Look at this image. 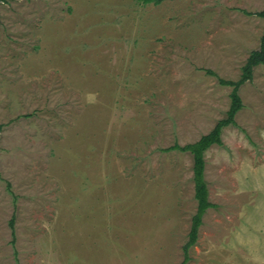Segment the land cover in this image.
Instances as JSON below:
<instances>
[{
    "label": "rangeland",
    "instance_id": "374dc122",
    "mask_svg": "<svg viewBox=\"0 0 264 264\" xmlns=\"http://www.w3.org/2000/svg\"><path fill=\"white\" fill-rule=\"evenodd\" d=\"M264 0L0 3V264H180L193 156L259 48ZM205 153L189 264H264V64ZM15 215L16 240L10 220Z\"/></svg>",
    "mask_w": 264,
    "mask_h": 264
},
{
    "label": "trees",
    "instance_id": "16d2710c",
    "mask_svg": "<svg viewBox=\"0 0 264 264\" xmlns=\"http://www.w3.org/2000/svg\"><path fill=\"white\" fill-rule=\"evenodd\" d=\"M7 0H0L5 2ZM144 3L155 2L159 4L161 0H141ZM249 15H256L264 19V10L258 12H247ZM264 64V31L261 37L260 46L258 49L253 50L245 64L242 66V73L238 80H228L221 78L215 71L207 70L209 75L218 78L220 85L232 87L231 92V104L226 112V116L216 123L215 127L207 134L203 135L199 140L193 143L181 145L175 142L173 145L161 149L164 152L180 151L183 153H190L193 156V171H194V182H195V198L198 202L197 211L193 216L192 226L189 233V239L183 247L184 258L180 264H189L192 260L191 249L197 244L199 238V231L203 225L204 216L210 208H215L214 204L210 200L209 184L206 180V159L205 153L213 145H224L222 139L223 128L234 124L236 125V115L244 107L242 97L240 95V88L246 82H250L254 77V69L258 65ZM2 126H0V137H1ZM10 227L12 229V243H15L16 232H15V215L10 220Z\"/></svg>",
    "mask_w": 264,
    "mask_h": 264
},
{
    "label": "crops",
    "instance_id": "0c3cea01",
    "mask_svg": "<svg viewBox=\"0 0 264 264\" xmlns=\"http://www.w3.org/2000/svg\"><path fill=\"white\" fill-rule=\"evenodd\" d=\"M196 142V141H195Z\"/></svg>",
    "mask_w": 264,
    "mask_h": 264
}]
</instances>
